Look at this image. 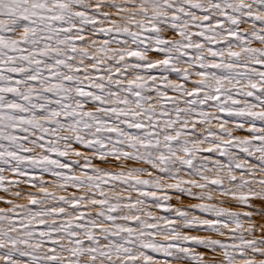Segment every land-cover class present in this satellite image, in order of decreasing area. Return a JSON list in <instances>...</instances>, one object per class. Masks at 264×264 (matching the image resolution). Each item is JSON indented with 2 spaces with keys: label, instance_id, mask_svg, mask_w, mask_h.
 I'll use <instances>...</instances> for the list:
<instances>
[{
  "label": "snow or ice",
  "instance_id": "snow-or-ice-1",
  "mask_svg": "<svg viewBox=\"0 0 264 264\" xmlns=\"http://www.w3.org/2000/svg\"><path fill=\"white\" fill-rule=\"evenodd\" d=\"M0 264H264V0H0Z\"/></svg>",
  "mask_w": 264,
  "mask_h": 264
}]
</instances>
